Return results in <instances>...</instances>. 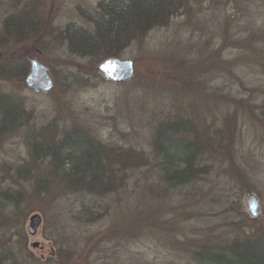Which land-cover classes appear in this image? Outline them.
Masks as SVG:
<instances>
[{"label":"rangeland","instance_id":"374dc122","mask_svg":"<svg viewBox=\"0 0 264 264\" xmlns=\"http://www.w3.org/2000/svg\"><path fill=\"white\" fill-rule=\"evenodd\" d=\"M102 1L0 0V65L8 71L0 96L24 107L18 127L0 133V253L15 264L253 261L231 252L214 261L195 256L202 246L264 238V0H174L162 23L115 55L134 62L120 83L104 80L102 56L71 53L63 34L70 23L91 30ZM18 21L26 34L6 32L18 31L11 25ZM33 58L52 78L47 93L25 83ZM180 118L200 134L203 168L173 186L160 177L152 139L160 124ZM72 125L137 168L109 191L68 185L30 142H42L45 127L56 136ZM33 213L41 225L31 236Z\"/></svg>","mask_w":264,"mask_h":264},{"label":"trees","instance_id":"16d2710c","mask_svg":"<svg viewBox=\"0 0 264 264\" xmlns=\"http://www.w3.org/2000/svg\"><path fill=\"white\" fill-rule=\"evenodd\" d=\"M173 1H102L98 8L103 16L100 15V19L95 21L91 30H85V27L76 23L66 26L63 34L67 39L68 49L71 53L80 56H102L103 59L115 56L129 40L142 37L154 24L162 23ZM5 25L7 26V23ZM11 25L18 31L6 32H14L17 36L27 33L21 31L23 28L19 21ZM24 71L23 67L22 76ZM7 73L6 67L0 65V75L4 76ZM23 108V104L20 101H12L11 96H0V133L18 127ZM7 115H11V119H5ZM42 130L45 131L38 130L42 142H30L32 151L50 157L54 168L59 170L60 177L75 189L89 190L90 193L98 190L109 191L113 183L121 182L128 171L137 168L134 163L129 162L130 158L125 153L119 151L118 154L106 155V145L99 143L81 126L72 125L62 129L56 136L55 131L50 127ZM198 134L195 125L183 118L166 121L157 127L152 139L153 150L159 158L160 177L169 185L187 184L201 175L203 167L200 159L203 143ZM160 139L166 140L167 143L160 144ZM230 146L232 147V144ZM181 148L183 154L180 153ZM138 157L141 161L144 160L143 155ZM117 175L123 177L118 179L115 177ZM225 252L234 255L249 254L254 260L248 261L241 257L242 259L239 260L225 261L224 264H264V238L249 237L234 240L226 247L202 246L195 257L204 259L203 256L207 258L210 253L214 256L208 258L214 261L218 257L223 258L222 254ZM0 264H15V258L1 252Z\"/></svg>","mask_w":264,"mask_h":264},{"label":"water","instance_id":"95a60500","mask_svg":"<svg viewBox=\"0 0 264 264\" xmlns=\"http://www.w3.org/2000/svg\"><path fill=\"white\" fill-rule=\"evenodd\" d=\"M98 70L107 82L120 83L129 80L134 73V62L132 59H121L116 56L106 57L98 64ZM25 82L29 88L38 93H47L53 87V81L49 74L48 68L40 63L37 59L30 60V70L25 78ZM247 209L251 216L258 214V199L255 195L248 196ZM41 224V216L38 213L30 215L27 224V232L34 236ZM39 242L31 243L35 247Z\"/></svg>","mask_w":264,"mask_h":264}]
</instances>
